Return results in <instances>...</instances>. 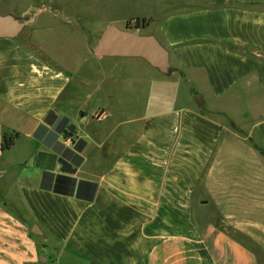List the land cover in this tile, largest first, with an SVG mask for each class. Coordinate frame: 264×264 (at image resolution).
I'll return each mask as SVG.
<instances>
[{
	"label": "crops",
	"instance_id": "crops-1",
	"mask_svg": "<svg viewBox=\"0 0 264 264\" xmlns=\"http://www.w3.org/2000/svg\"><path fill=\"white\" fill-rule=\"evenodd\" d=\"M21 1L0 5L13 14ZM134 1L123 24L152 19L168 71L89 57L165 75V108L147 98L130 116L103 105L71 115L73 70L34 35L42 8L28 35L0 38V183L19 186L0 190V264H39L50 236L53 264H264V0ZM75 20L57 28L73 33ZM4 133L16 137L1 150Z\"/></svg>",
	"mask_w": 264,
	"mask_h": 264
},
{
	"label": "rangeland",
	"instance_id": "rangeland-1",
	"mask_svg": "<svg viewBox=\"0 0 264 264\" xmlns=\"http://www.w3.org/2000/svg\"><path fill=\"white\" fill-rule=\"evenodd\" d=\"M133 2L130 0H23L13 8L12 13L17 17L20 15V11L26 8L27 16L25 17L30 16L39 8L43 9V12L36 19L34 35L44 39L45 42L42 45H46L47 50L65 67L73 70V78L68 83L64 93L65 96L73 95V100L70 103L71 115H75L79 110L81 113L89 111L88 115L91 116L95 110L103 105L108 106L110 109L123 110L125 116H130L136 110L135 105L144 102L147 98L151 99L150 107L154 109L165 108L171 101L169 99L171 87L166 84L168 82L165 80L166 76L156 69L150 72L148 69L134 68L131 63L125 61L122 64H117L109 58L99 60L92 56L89 57L93 55L94 47L106 28L103 24L109 18L114 20L120 28H125L123 19L133 15L131 12L138 11L135 8L138 5L140 6L134 0ZM30 9L34 10L31 11ZM7 11L6 6L0 5L1 14L7 13ZM65 16L74 17L76 19L74 22L80 24V27L76 28L73 33L60 32L57 28V20L64 19ZM96 22L97 24H94ZM34 24L35 21L25 27L19 34L28 35L31 26ZM156 28L155 25L147 29L145 27L130 30L137 34H148V29L155 31ZM150 79L154 82V86L150 89L149 96L147 93H143L142 90L150 83ZM112 123H100L98 128L100 134L97 139L104 138L110 132ZM121 126L124 129L125 126ZM97 127L98 125L94 124L92 130H90L96 131ZM80 129H82L83 134L90 132L84 127ZM114 134L116 135L117 132ZM3 183L8 188V194L19 190V186L15 185L13 181L11 184H7L5 180L0 183V190L4 188ZM4 207L12 214L18 215L17 209L13 204H9L7 200H4ZM209 214L212 217L215 216V212L212 210L209 211ZM238 237L253 250H256L259 259L263 261L259 249H256L247 239ZM39 241L40 244L43 243L42 239H39ZM53 241L50 236L48 241L45 242L48 246L41 247V254L46 258L49 256L48 251H50H47V248L50 247L53 251V247H51L53 244L60 246L58 240H56V243ZM64 261H59V264H65ZM39 264H53V260L49 257V259L39 262Z\"/></svg>",
	"mask_w": 264,
	"mask_h": 264
},
{
	"label": "water",
	"instance_id": "water-1",
	"mask_svg": "<svg viewBox=\"0 0 264 264\" xmlns=\"http://www.w3.org/2000/svg\"><path fill=\"white\" fill-rule=\"evenodd\" d=\"M37 11L28 17H17L11 13H0V38L16 37L25 27L31 24ZM93 54L102 56H138L162 72L169 68L168 52L157 39L151 34H137L127 28H118L108 25L98 39ZM197 103L201 102V95L194 97ZM39 231V230H38ZM37 226L31 228L33 234H39ZM39 261L43 262L46 257L39 254Z\"/></svg>",
	"mask_w": 264,
	"mask_h": 264
},
{
	"label": "trees",
	"instance_id": "trees-1",
	"mask_svg": "<svg viewBox=\"0 0 264 264\" xmlns=\"http://www.w3.org/2000/svg\"><path fill=\"white\" fill-rule=\"evenodd\" d=\"M132 21L134 22L132 24ZM152 21L151 18H139V17H132L126 20L125 22V28L127 29H138V28H145L148 26V24ZM16 137L15 134H9L6 135L5 133L2 135V141H1V150H6L9 149L11 147V145L13 144L14 138ZM261 152L264 154L263 150H261ZM231 231V230H230ZM235 233V232H234ZM237 236L240 235L239 233H235ZM241 237V235H240ZM249 241V240H248ZM251 244H253L255 246V244L251 241H249ZM256 247V246H255ZM256 249H258L256 247ZM255 253H257L256 250H254ZM258 254V253H257Z\"/></svg>",
	"mask_w": 264,
	"mask_h": 264
}]
</instances>
